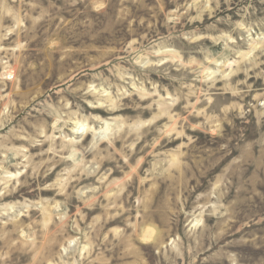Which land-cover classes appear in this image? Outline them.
Segmentation results:
<instances>
[{
    "label": "rangeland",
    "instance_id": "1",
    "mask_svg": "<svg viewBox=\"0 0 264 264\" xmlns=\"http://www.w3.org/2000/svg\"><path fill=\"white\" fill-rule=\"evenodd\" d=\"M0 264H264V0H0Z\"/></svg>",
    "mask_w": 264,
    "mask_h": 264
}]
</instances>
